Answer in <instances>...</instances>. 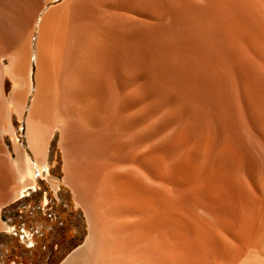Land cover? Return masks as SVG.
Segmentation results:
<instances>
[{"label":"bare ground","instance_id":"1","mask_svg":"<svg viewBox=\"0 0 264 264\" xmlns=\"http://www.w3.org/2000/svg\"><path fill=\"white\" fill-rule=\"evenodd\" d=\"M56 133L61 264H264V0H0V232Z\"/></svg>","mask_w":264,"mask_h":264},{"label":"rangeland","instance_id":"2","mask_svg":"<svg viewBox=\"0 0 264 264\" xmlns=\"http://www.w3.org/2000/svg\"><path fill=\"white\" fill-rule=\"evenodd\" d=\"M12 85L8 81V86ZM25 129V119L19 120L22 138H26ZM7 139L13 146V137ZM58 140L56 133L46 165L40 169L35 166V185L1 208L10 230L0 232V264H61L85 242L88 234L85 213L64 184ZM50 176L58 182L51 183Z\"/></svg>","mask_w":264,"mask_h":264},{"label":"flooded vegetation","instance_id":"3","mask_svg":"<svg viewBox=\"0 0 264 264\" xmlns=\"http://www.w3.org/2000/svg\"><path fill=\"white\" fill-rule=\"evenodd\" d=\"M56 193H57V191H56Z\"/></svg>","mask_w":264,"mask_h":264}]
</instances>
